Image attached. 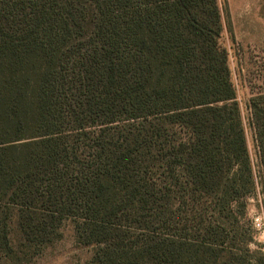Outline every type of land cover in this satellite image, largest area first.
<instances>
[{
    "label": "trees",
    "instance_id": "trees-1",
    "mask_svg": "<svg viewBox=\"0 0 264 264\" xmlns=\"http://www.w3.org/2000/svg\"><path fill=\"white\" fill-rule=\"evenodd\" d=\"M222 32L218 0H0V264L66 220L95 264H264Z\"/></svg>",
    "mask_w": 264,
    "mask_h": 264
},
{
    "label": "rangeland",
    "instance_id": "rangeland-1",
    "mask_svg": "<svg viewBox=\"0 0 264 264\" xmlns=\"http://www.w3.org/2000/svg\"><path fill=\"white\" fill-rule=\"evenodd\" d=\"M218 3L231 81L255 175L254 193L246 200L247 218L254 231L255 243L264 246V197L250 125V103L264 95V0H218ZM61 226L58 240L40 253L29 255L21 264H95L91 262L93 249L76 241L72 222L66 220ZM251 249L256 247L251 246Z\"/></svg>",
    "mask_w": 264,
    "mask_h": 264
}]
</instances>
